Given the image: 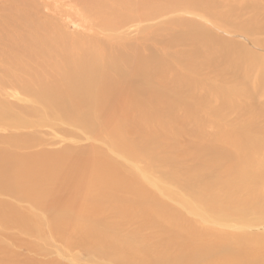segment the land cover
<instances>
[{
	"label": "bare ground",
	"instance_id": "bare-ground-1",
	"mask_svg": "<svg viewBox=\"0 0 264 264\" xmlns=\"http://www.w3.org/2000/svg\"><path fill=\"white\" fill-rule=\"evenodd\" d=\"M148 20L153 31L149 40L155 34L167 39L172 34L184 44H195L197 77L196 72L186 75L181 66L168 80L165 66L169 64L144 58L142 68L141 63L137 65L146 71L142 79L117 78L123 85L117 94L126 103L142 98L144 112L154 115L160 108V114L176 126L181 118L189 122L195 167L172 161L171 154L181 153L175 149L176 137L170 140L177 128L172 132L169 127L170 141L164 147L158 139L159 149L155 141L147 146L141 140L117 137L122 128L128 134L123 124L95 116L99 103L106 102L98 91L109 94L116 86L107 69L115 65L107 63L101 72L87 76L84 67L69 77L72 83L67 91L75 96L64 98L63 105L78 125L113 134L114 152L110 153L115 154L116 145L124 148L123 155L117 154L120 161L110 167L103 161L111 155L85 146L66 148L60 154L63 162L46 149L20 155L31 145L26 134L29 125L19 120L24 119L20 114L3 109L0 120L24 133L11 141L17 152L0 154V227L43 233L32 219L43 212L40 216L47 219L49 233L64 245H55L59 256L55 264H80L77 256L91 252L90 264H264V232L260 231L264 229V101L259 99L264 95V0H0V55L15 32L17 39L24 40V48L26 43L27 60H35L31 69L45 67L44 83H49L53 77L49 58L64 51L70 55L73 37L80 39L73 35L71 25L75 32L84 33L85 21L96 27L92 33L99 36H93L94 40L108 41L127 38L137 30L134 25ZM139 39L140 35L135 41ZM95 75H100L98 84ZM170 81L195 88L190 109L164 95ZM57 97L42 102L49 105L62 100V95ZM152 98L157 99L154 107ZM57 109L63 113L60 104ZM179 109L185 113L178 114ZM70 155L82 162L68 159ZM134 157L154 165L161 176L152 174L154 170L146 175L134 164ZM122 164L135 171L121 172ZM98 184L105 189L92 197ZM166 200H174L176 207ZM25 201L28 207L21 205ZM177 207L187 216L205 219L219 214L217 223L235 221L243 224V230H260L204 231ZM193 208L200 211L194 214ZM144 231H150L149 236ZM157 231L162 239L139 246ZM7 242L0 241L8 246L15 264H28L29 258L22 261Z\"/></svg>",
	"mask_w": 264,
	"mask_h": 264
},
{
	"label": "rangeland",
	"instance_id": "rangeland-1",
	"mask_svg": "<svg viewBox=\"0 0 264 264\" xmlns=\"http://www.w3.org/2000/svg\"><path fill=\"white\" fill-rule=\"evenodd\" d=\"M149 21L150 20L144 21L139 24V26L134 25L137 30L127 35V38L121 37L120 39H109L108 41L101 38L94 40L93 36L98 34L92 33V29L95 30L96 27L93 26L92 28V26L86 24L85 21H83L84 33L75 32V25H71L70 27L73 35L80 36V39L73 37L72 41L74 44L72 43L73 49L70 55L66 56V52L64 51L55 53L49 58L52 59L53 63V77L49 83H44L45 67L39 68L38 70L31 69L34 67L35 60H27L28 49H25L26 43L24 48V40L17 39L16 33H12L13 35L10 37L7 49L0 55V116L3 109L8 110L12 112V115L20 114L23 116L25 120L22 118H19V120L29 125V127L26 128V134L28 140L31 141V145L30 148L23 149L20 155L33 154L34 152H39L41 149H46L44 152L50 150L54 153L56 160L59 159L58 162H63L65 160L60 158V154L63 153L66 148L82 150V146H85L86 148L97 149L98 151L102 150L111 155L112 158L103 161L110 167L116 165L117 161H120L117 154L120 156L123 155L122 149L124 148L116 145L115 154L110 153V151L114 152L111 148V143L115 142L112 136L113 134L103 131L102 129L91 132L92 129H87L78 125L74 121L75 115L66 111L67 108L64 107L62 102L65 101L64 98L75 96L67 90L69 89V84L72 83V79L69 77H73V74H75L78 69L80 70L85 67L87 76L88 74L101 72V67L106 66L108 63L115 65L114 69L109 66L107 67L110 69H107L116 86L111 88L109 94H105V92L100 93L98 91L101 100L106 102L99 103L95 116H99L101 121H107V123L123 124L127 128L128 134L125 128H122L117 137L129 138L130 141L141 140L142 142H147V146L155 141L158 145L157 149L160 148L158 139H160L164 147L165 142L168 143V141L176 137L178 143H176L175 149L180 150L181 153L175 152V154H171L172 161L174 163L179 161L182 165H189V169L193 166L195 167L193 163H195L197 159L193 158L194 151L192 150V145L194 137L193 135L189 136V122L182 121L181 118L179 124L177 123L176 126L174 120H170L166 118L165 115L160 114L163 112L160 108L154 115L144 112V100L142 98L137 99L136 102L131 99L126 103V100H122L120 94H117L122 92L121 87H123V85L115 80L119 77H123L135 82L137 81V76L141 80L143 77L142 74H145L146 71L144 69L143 71L145 72L139 70L137 65L141 63L140 67L142 68L143 62L147 58H151L149 60L154 64H169L165 66L166 78L168 80L172 79L177 69L181 68V66L183 69L185 68L184 73L186 75H188L189 72H196L197 77V72H199L200 67L197 65L198 59L196 57L195 44L191 42L184 44L185 41L174 39L172 34H168V39L159 38L157 36L158 34H155V36L149 40V36L152 35L153 32L151 31L152 21ZM201 23H203V21H201ZM205 23H207V21ZM173 26L174 25H171V27ZM160 30H162V27H160ZM165 33H169V31L167 30ZM218 34L221 35L220 33H217V35ZM139 35L140 39L135 41V38ZM84 40H86L87 43L90 41L89 44L86 45L81 43V41ZM41 61L42 59L40 62ZM96 67L99 68L95 69ZM99 77L100 75L94 76L95 84H98ZM160 90L162 89H158L159 93ZM165 90L167 94L164 93V95L167 97H174L178 102L182 103V106L189 109L191 108L194 101L192 97L195 93V88L193 86L183 85V83L177 81H170L168 85L165 86ZM161 94H163V92H161ZM57 95H62V100L59 98V101L55 100L49 105L42 102L45 99H56L58 98ZM259 99L264 101V95H261ZM151 100L153 106L157 99L152 98ZM71 103L74 102L71 101ZM59 104L63 113L58 112L57 108ZM184 113V111L178 110V114ZM169 127L172 132L177 128L175 136H173L174 134L172 133L170 140H168L166 136L167 133H171ZM0 128L3 129L0 131V154L17 152L18 149L11 141L19 138V136L24 133V130L11 126L8 122H3L2 120H0ZM155 135H158V137L155 138ZM104 141L107 142L108 147ZM51 145L55 147L51 148ZM138 153L139 151L136 149V155ZM56 154H58V157ZM68 159L74 162L77 161V163L82 162L78 157L74 158L72 155H70ZM133 159L135 161L134 164L141 169L143 168L146 175H148L147 172L149 170H154L152 174L157 178L161 176L154 165L151 164L147 166V164H144L142 157H134ZM130 169L135 171L134 168H128L127 165L123 167L122 164L120 166L121 172L124 173H130ZM161 169L165 168L161 167ZM138 178L141 179V177H137V179ZM100 189L105 188L100 186V184L94 186L92 189L93 194H91L92 197H94L93 195ZM221 189L222 193H225L226 188L221 187L220 190ZM65 192H67V190H65ZM92 201L95 200L92 199ZM9 202H11V200H9ZM166 203L172 207H176L174 200L173 202L172 200H166ZM21 205L23 207H28L29 203L25 201ZM87 205L88 207H92L89 201ZM178 210L180 209L178 208ZM199 211L200 210L195 208L192 209L194 214ZM41 214L32 217V219L36 222V228L44 230L43 233L37 232L36 235H33L20 232L16 229V226L10 229H2V227H0V241H8V244L11 242L10 245L13 246L14 252L17 253L16 255L18 258L20 256L22 261L23 258H29L28 260L30 261L26 259L28 264L29 262L30 264H55L59 260L58 253L55 251V245H64L61 244L60 240H54L55 235L53 237L49 233L46 225L47 219L41 217ZM183 214L187 216V214ZM215 215L214 218L206 217L205 219L200 218L198 215H188L187 217L193 220L195 227L204 231L216 230L226 233L240 231L250 232L253 230H257L254 232H258L260 230H243V224L235 221L220 220L223 224L217 223L215 219H217L219 214ZM184 218L186 217L184 216ZM246 218L247 217H245L244 220H246ZM232 226H239V228H233ZM260 231L264 232V229ZM146 233L147 236H149L150 231L142 232V234ZM1 235L6 236V238H3ZM147 238V240H149L148 243H145L146 240L139 244L140 242H138V239L136 242H138L139 246L148 245L150 242L152 245L156 244L158 238L162 239L163 236H161L160 231H157L155 235ZM3 246L6 245L0 243V247ZM10 252L8 246L4 248L3 252H0V264H15V260L12 258L13 255ZM92 256V252L87 256H77L76 262L80 264H90L91 261H89V258L92 259Z\"/></svg>",
	"mask_w": 264,
	"mask_h": 264
}]
</instances>
